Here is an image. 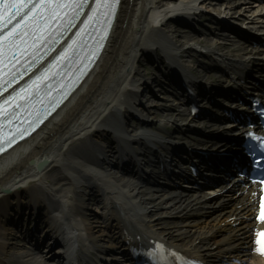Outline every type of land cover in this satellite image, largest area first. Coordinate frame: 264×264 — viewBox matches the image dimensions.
Wrapping results in <instances>:
<instances>
[{
    "label": "bare ground",
    "instance_id": "obj_1",
    "mask_svg": "<svg viewBox=\"0 0 264 264\" xmlns=\"http://www.w3.org/2000/svg\"><path fill=\"white\" fill-rule=\"evenodd\" d=\"M199 15L213 20L210 29L186 34L182 24L193 27ZM220 24L264 38V0H122L107 45L80 87L39 131L0 156V264H54L18 241L26 230L33 233L28 236L48 238L46 246L41 243L44 249L60 242L58 250L63 249L69 264L80 254L84 262L76 264L95 263L100 254L116 260L112 255L120 250L115 230L120 222L173 247L187 242L182 248L202 257L234 256L264 264L249 252L251 228L264 227L252 219L250 189L178 192L166 189L167 181L160 189L133 174L120 176L118 167H112H149L151 154L168 158L165 143L171 135L185 141L180 131L239 135L191 116L177 99L158 103L145 92L150 81L165 92L178 75L192 85L207 84L208 74L194 77L189 72L206 64L199 60L195 65L193 58L228 69L231 76L226 71L222 87L229 90L244 78L245 69L260 68L258 59L264 55L235 43L227 31L220 34L228 39L219 37ZM143 59L157 71L149 72ZM134 113L140 125L130 126L128 117ZM210 146L224 147L213 140ZM81 147L78 155L69 156Z\"/></svg>",
    "mask_w": 264,
    "mask_h": 264
},
{
    "label": "rangeland",
    "instance_id": "obj_2",
    "mask_svg": "<svg viewBox=\"0 0 264 264\" xmlns=\"http://www.w3.org/2000/svg\"><path fill=\"white\" fill-rule=\"evenodd\" d=\"M195 20L196 21H200L201 22V24L200 25H196L197 26V28H199V29H210V23L211 22H213V20L210 18V17H208V16H205V15H201V16H199V17H197V18H195ZM238 24H239V22H238ZM169 27H171V26H173V27H176V24H169L168 25ZM204 31V30H203ZM188 32V33H187ZM213 32V34H216L215 33V31L213 30H211V33ZM194 32H193V29H191L190 31L188 30H186V34H193ZM217 33H218V31H217ZM210 36V35H209ZM226 53H228L226 50H224ZM232 53V52H231ZM235 53L236 52H233V54L232 55H235ZM237 54V53H236ZM193 60V63L194 64H196L197 63V61L198 60H201V59H192ZM143 63H144V65L146 64L147 65V67H146V69L150 72L152 69L151 68H154L155 69V67H154V65L153 64H151V63H148V62H146V60L145 59H143ZM207 63L208 64H210V62H208L207 61ZM156 70V69H155ZM198 72V71H197ZM211 77H213V76H211ZM211 77H209V78H206V80L208 79L209 81H214L213 79H215L216 80V78H212L211 80H210V78ZM216 85V82H214L213 83V86H215ZM152 90L153 91H151V93H153V95H155V99H156V101L158 102V103H163V101H164V99H167V100H169V101H167V102H165V103H170L171 101V99L169 98V96L168 95H166V93L165 92H158L155 88H152ZM149 93H150V91H149ZM150 96V94L148 95V97ZM169 98V99H168ZM187 136H193L192 134H187ZM186 137V136H185ZM194 137V136H193ZM188 246V244H187V242H181L180 243V246L181 247H183V246Z\"/></svg>",
    "mask_w": 264,
    "mask_h": 264
}]
</instances>
